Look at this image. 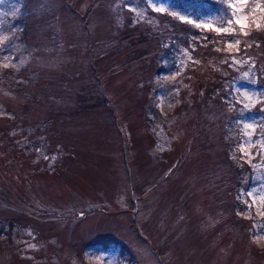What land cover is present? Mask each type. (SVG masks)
<instances>
[{"label": "rangeland", "instance_id": "obj_1", "mask_svg": "<svg viewBox=\"0 0 264 264\" xmlns=\"http://www.w3.org/2000/svg\"><path fill=\"white\" fill-rule=\"evenodd\" d=\"M219 1L0 0V264H264V0Z\"/></svg>", "mask_w": 264, "mask_h": 264}, {"label": "trees", "instance_id": "obj_2", "mask_svg": "<svg viewBox=\"0 0 264 264\" xmlns=\"http://www.w3.org/2000/svg\"><path fill=\"white\" fill-rule=\"evenodd\" d=\"M174 1H176V3L183 6L187 10L191 11L192 13L193 12L198 13L200 8H204L205 6H207L206 4L211 3L212 5L218 6L220 3L219 0H174ZM223 1L225 2V0H223ZM221 4L224 5L225 3H221ZM226 8H227V6H226ZM181 25L183 27H186V25L183 23H181ZM187 30L194 32L195 34L199 35V37L204 35L205 36L204 38L203 37H200V38L204 42H206L207 44L211 43L212 40H215L218 45H223L224 42L226 41V37L223 36L222 34L221 35H219V34L215 35L214 33H209V32H201V31L199 32V29L192 26V25H189L187 27ZM238 36L242 40V45H241L242 47L244 45L251 44V46H254L253 50L254 49L257 50L261 46H263V44H264L263 31H261V29H259V28L253 27L251 29H247L245 32H243V31L239 32ZM263 53L264 52L261 48L259 51V54H258L260 57V59H258L259 64L263 62V59H261V57H262L261 55ZM219 66H220L219 68H215V67L212 68V71H211L216 76H212V77L209 76V78H208V76H202V77H199L198 79L200 81H202L200 83L201 85L205 84V87L203 90L204 92L202 91L203 93L206 94V93L211 92L213 90H216L217 92L221 93V94H219L220 95L219 99L221 101L223 111L226 112L227 117H230V116L235 114V111H233L231 108L227 107L228 105H227L225 100H222V97H224L226 95V92H227L225 82L228 80H231L230 76L233 75L234 72H232V70L230 68H228V66H221V65H219ZM224 71H226V75L222 76ZM203 73L206 74V72H204V71H203ZM215 78L217 79L216 82H213V84H210L208 79H215ZM263 81H264V79H263ZM262 83L263 82H261V84Z\"/></svg>", "mask_w": 264, "mask_h": 264}, {"label": "snow or ice", "instance_id": "obj_3", "mask_svg": "<svg viewBox=\"0 0 264 264\" xmlns=\"http://www.w3.org/2000/svg\"><path fill=\"white\" fill-rule=\"evenodd\" d=\"M241 2H242V3H246L247 0H241ZM181 19H183V17H181ZM229 23H231V21H229ZM236 23H237L238 25H240L241 29H243L244 24H243V21H242V20L237 19V20H236ZM217 31L219 32V31H226V30H223V29H217ZM234 32H235V30H232V33H229V34H234ZM245 34H246V33H245ZM236 43L239 44V41L237 40ZM228 46L231 47V44H229Z\"/></svg>", "mask_w": 264, "mask_h": 264}, {"label": "bare ground", "instance_id": "obj_4", "mask_svg": "<svg viewBox=\"0 0 264 264\" xmlns=\"http://www.w3.org/2000/svg\"><path fill=\"white\" fill-rule=\"evenodd\" d=\"M111 262L109 261V263L108 264H110ZM112 264V263H111Z\"/></svg>", "mask_w": 264, "mask_h": 264}]
</instances>
